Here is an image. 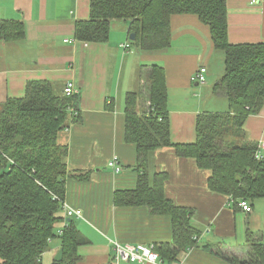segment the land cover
Masks as SVG:
<instances>
[{
	"label": "crops",
	"instance_id": "0c3cea01",
	"mask_svg": "<svg viewBox=\"0 0 264 264\" xmlns=\"http://www.w3.org/2000/svg\"><path fill=\"white\" fill-rule=\"evenodd\" d=\"M226 6L230 44L264 42V0L257 4L226 0ZM88 17L89 0H0V19L19 20L25 30L21 41H0V105L22 98L30 82L49 81L61 90L68 82L74 84L80 122L60 132L57 142L67 148L66 165L72 173L65 182L64 201L82 215L67 218L59 211L55 233L71 220L86 241L77 250L78 264H112L113 243L159 247L172 242L168 217L152 215L146 207H116L113 202L115 192L132 190L137 183L136 150L124 141L125 95L136 89L144 92L136 68L151 63L163 67L170 140L191 144L196 117L211 111L203 110L204 99L194 96L192 89L207 86L206 77L199 85L190 79L199 67L209 73L207 64L214 53L208 27L196 16L176 15L170 20L168 53L138 55L136 63L137 55L122 47L128 44V25L123 21L111 22L104 44L76 41V22ZM243 128L246 139L258 146L264 142V105ZM260 154L264 157V148ZM112 158L121 166L118 173L107 167ZM152 164L153 172L167 175L165 197L192 211L191 224L198 231V247L181 251L171 264H228L218 254L245 259L248 232L251 240L264 244V200L249 204L251 212L244 213L227 196L209 191L208 171L198 169L191 159L177 158L171 148L154 152ZM59 249L58 239L51 241L42 264H52Z\"/></svg>",
	"mask_w": 264,
	"mask_h": 264
},
{
	"label": "trees",
	"instance_id": "16d2710c",
	"mask_svg": "<svg viewBox=\"0 0 264 264\" xmlns=\"http://www.w3.org/2000/svg\"><path fill=\"white\" fill-rule=\"evenodd\" d=\"M176 15L196 16L208 27L213 49L223 53L224 74L212 93L225 98L228 110L199 114L195 141L173 144L163 67H145L144 92L125 95L124 141L136 150L137 183L132 190L115 192L113 202L116 207H146L152 215L170 219L171 244H154L165 264L176 262L181 251L198 247V231L191 224L192 211L165 197L167 175L153 172L154 152L171 148L177 158L193 160L198 169L210 173L209 191L227 196L234 207L242 200H264V157L255 158L258 145L246 139L243 128L264 105V42L229 43L226 0H89V17L77 21L74 30L76 41L104 44L111 22L123 21L128 38L134 35V41L128 39L130 45L153 53L170 47V20ZM24 31L21 21L0 19V41H21ZM63 89L49 81L30 82L22 98L0 105V264H42L55 239L62 259L52 264L80 260L77 250L86 241L72 221L61 235L55 233L65 182L72 177L67 148L57 137L80 122L77 96L66 97ZM250 236L248 232L245 259L218 256L228 264H264V244Z\"/></svg>",
	"mask_w": 264,
	"mask_h": 264
},
{
	"label": "built area",
	"instance_id": "2783aa9c",
	"mask_svg": "<svg viewBox=\"0 0 264 264\" xmlns=\"http://www.w3.org/2000/svg\"><path fill=\"white\" fill-rule=\"evenodd\" d=\"M263 0H251L252 4H257ZM123 48H128L129 45L125 44ZM207 70L205 67H199L194 73L195 75L191 77L190 81L199 85L204 84L205 74ZM64 95L66 97H75L78 95V90L73 83L68 82L64 89ZM264 148V142L258 146V151L255 154V158L260 160L263 156L260 154V149ZM107 167L110 168L114 173L121 171V166L118 162V159L112 158L107 162ZM238 207L244 213H250L251 207L248 202L242 200L238 203ZM61 211L64 212L65 217H81V212L79 210L70 209L65 201L61 202ZM64 227V226H63ZM63 229V228H62ZM62 229L58 231L57 235L62 234ZM194 239H197L194 237ZM154 245H145V244H118L113 243V263L119 264L120 262H126L131 264H164L157 252L154 250Z\"/></svg>",
	"mask_w": 264,
	"mask_h": 264
},
{
	"label": "rangeland",
	"instance_id": "374dc122",
	"mask_svg": "<svg viewBox=\"0 0 264 264\" xmlns=\"http://www.w3.org/2000/svg\"><path fill=\"white\" fill-rule=\"evenodd\" d=\"M126 43H128V45H130V43L128 41ZM129 53L131 55H134V56L137 55L136 56L137 57L136 63H138V61H139L138 55H144V56L153 55L155 57V56L166 55L168 52L167 51H159V52H153V53L150 52L149 53V52L139 51L137 48L130 45L128 54ZM213 53H214L213 58L207 64L209 73L205 74L207 86H202V85L194 86V85H192V87H193L192 89L194 91V96H199L200 99H204L205 108L203 110H210L212 113H216V112L217 113H225L228 110L227 101L222 96L221 97L216 96L212 93L213 86L221 79V77L224 74V55L222 52L216 51L214 49H213ZM151 64H158V63H151ZM136 69H137L136 79L138 80V78H140V79L144 80L145 76H146L145 67L139 64V66H137ZM186 73H187V71H186ZM194 75L195 74H193L192 76H194ZM191 83L194 84L193 82H191ZM137 87H138V85H137ZM141 89L143 90V85L141 86ZM136 92H138L137 89H136ZM205 94H207L209 96L208 99H207V97H205Z\"/></svg>",
	"mask_w": 264,
	"mask_h": 264
},
{
	"label": "water",
	"instance_id": "95a60500",
	"mask_svg": "<svg viewBox=\"0 0 264 264\" xmlns=\"http://www.w3.org/2000/svg\"><path fill=\"white\" fill-rule=\"evenodd\" d=\"M130 41H134V35L131 34L128 38ZM62 259V249H59L58 252L56 253V255L54 256V261L55 262H60Z\"/></svg>",
	"mask_w": 264,
	"mask_h": 264
}]
</instances>
